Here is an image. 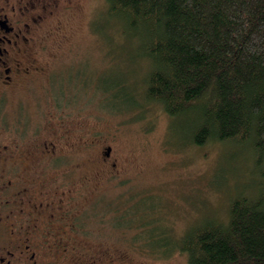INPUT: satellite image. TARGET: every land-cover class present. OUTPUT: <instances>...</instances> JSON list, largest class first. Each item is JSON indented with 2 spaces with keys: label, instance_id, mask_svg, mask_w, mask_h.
Listing matches in <instances>:
<instances>
[{
  "label": "rangeland",
  "instance_id": "1",
  "mask_svg": "<svg viewBox=\"0 0 264 264\" xmlns=\"http://www.w3.org/2000/svg\"><path fill=\"white\" fill-rule=\"evenodd\" d=\"M51 2L34 28L46 71L16 81L0 111L2 137H9L13 123L58 136L56 155L40 162L35 174L47 200L63 201L66 212L57 223L75 226L71 231L78 234L39 239L47 245L63 237L101 264H186L175 242L161 247L148 239L152 226L172 241L210 214L225 219L231 196L248 194L254 181L247 176L250 153L216 140L194 145L181 138L186 119L168 116L144 96L148 64L135 55V38L105 19L104 0ZM39 12V6L32 10ZM128 65L134 77L113 86ZM131 88L136 105L125 110Z\"/></svg>",
  "mask_w": 264,
  "mask_h": 264
},
{
  "label": "trees",
  "instance_id": "2",
  "mask_svg": "<svg viewBox=\"0 0 264 264\" xmlns=\"http://www.w3.org/2000/svg\"><path fill=\"white\" fill-rule=\"evenodd\" d=\"M104 1L108 25L135 38V55L148 64L144 96L186 119L182 139L247 148V176H255L248 194L231 196L225 219L210 214L172 241L146 225L153 227L148 239L161 247L175 242L186 264H264V0ZM132 70L113 86L125 85ZM131 90L125 110L136 105Z\"/></svg>",
  "mask_w": 264,
  "mask_h": 264
},
{
  "label": "flooded vegetation",
  "instance_id": "3",
  "mask_svg": "<svg viewBox=\"0 0 264 264\" xmlns=\"http://www.w3.org/2000/svg\"><path fill=\"white\" fill-rule=\"evenodd\" d=\"M51 1L25 0L23 4L21 0H0V111L16 81L46 71L34 28ZM36 6L40 12L33 15ZM4 128L0 126V133ZM8 136H0V264H101L102 259L85 257L87 248H70L63 237L47 245L46 238L39 239L78 234L71 231L75 226L57 223L66 212L63 201L47 200L50 197L44 195L42 181L35 174L40 162L56 155L54 139L58 136L49 138L22 123L11 124ZM71 249H75L73 253Z\"/></svg>",
  "mask_w": 264,
  "mask_h": 264
},
{
  "label": "water",
  "instance_id": "4",
  "mask_svg": "<svg viewBox=\"0 0 264 264\" xmlns=\"http://www.w3.org/2000/svg\"><path fill=\"white\" fill-rule=\"evenodd\" d=\"M110 147H107V151H106V154H108V151H109Z\"/></svg>",
  "mask_w": 264,
  "mask_h": 264
}]
</instances>
